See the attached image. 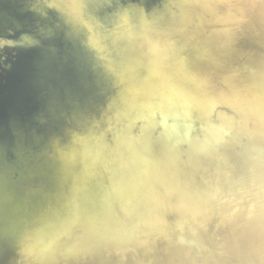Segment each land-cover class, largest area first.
I'll return each instance as SVG.
<instances>
[{"label":"water","instance_id":"95a60500","mask_svg":"<svg viewBox=\"0 0 264 264\" xmlns=\"http://www.w3.org/2000/svg\"><path fill=\"white\" fill-rule=\"evenodd\" d=\"M262 246L264 0H0V264Z\"/></svg>","mask_w":264,"mask_h":264},{"label":"bare ground","instance_id":"6f19581e","mask_svg":"<svg viewBox=\"0 0 264 264\" xmlns=\"http://www.w3.org/2000/svg\"><path fill=\"white\" fill-rule=\"evenodd\" d=\"M263 253H264V247L260 249L258 248V252L256 251L252 253V255H254L257 258L258 264H264V254Z\"/></svg>","mask_w":264,"mask_h":264}]
</instances>
